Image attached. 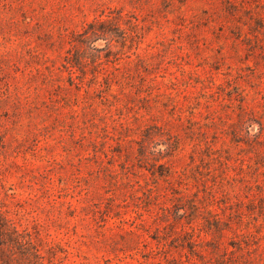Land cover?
<instances>
[{
  "label": "rangeland",
  "instance_id": "obj_1",
  "mask_svg": "<svg viewBox=\"0 0 264 264\" xmlns=\"http://www.w3.org/2000/svg\"><path fill=\"white\" fill-rule=\"evenodd\" d=\"M0 207L53 264H264V0H0Z\"/></svg>",
  "mask_w": 264,
  "mask_h": 264
},
{
  "label": "trees",
  "instance_id": "obj_2",
  "mask_svg": "<svg viewBox=\"0 0 264 264\" xmlns=\"http://www.w3.org/2000/svg\"><path fill=\"white\" fill-rule=\"evenodd\" d=\"M113 22L115 21L112 18L96 20L88 25L85 34L88 33L86 36L95 41L109 30L114 32L117 29L114 27L118 26L117 21ZM122 33L124 36L127 34L125 31ZM6 215L0 207V264H53V256H45L41 246L32 240L30 233L19 230Z\"/></svg>",
  "mask_w": 264,
  "mask_h": 264
}]
</instances>
